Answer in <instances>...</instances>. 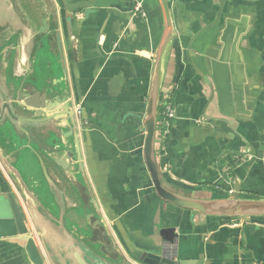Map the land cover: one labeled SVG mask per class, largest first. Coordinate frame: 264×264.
<instances>
[{
    "label": "crops",
    "instance_id": "1",
    "mask_svg": "<svg viewBox=\"0 0 264 264\" xmlns=\"http://www.w3.org/2000/svg\"><path fill=\"white\" fill-rule=\"evenodd\" d=\"M0 1V19L11 21L13 31L25 34L28 30L14 18L9 1ZM39 1L26 3L39 7ZM47 3L54 14L50 25L56 27L60 52L55 58L42 56L39 72L47 76L48 86L51 79L62 80L71 108L80 107L75 120L82 173L74 179L87 184L94 203L89 212L100 214L110 232L117 233L116 223L134 247L145 251L164 247L166 255L178 261L264 264V216L248 223L206 216L162 203L155 195L143 160V119L154 57L164 35L158 1ZM169 11L172 31L162 52L159 85L160 105L167 103L174 119L168 135L155 134L156 156L166 158L162 185L183 197L213 200L232 195L238 183L241 198L264 199V0H170ZM31 15L36 31L43 14L37 8ZM12 49L5 48L0 61ZM38 74L34 75L29 56L22 51L10 70L0 65V87L17 88L15 96L22 89L29 95L42 94L44 84L26 82ZM10 108L22 116L21 110ZM35 127L22 148L31 155L28 167L23 168L26 182L33 191L35 184L47 193L50 190L68 230L38 213L34 224L1 165L0 201L13 194L43 264H89L72 233L76 223L84 224L72 210L79 206L78 196L61 180L64 172L56 165L60 154L52 151V143L65 142L70 129L65 122ZM0 145L14 164V137L1 133ZM32 151L43 160L46 176ZM49 213L57 219L59 212ZM167 228L177 235L173 245L165 244L159 235ZM120 247L128 264H138ZM0 264L31 263L22 246L0 239Z\"/></svg>",
    "mask_w": 264,
    "mask_h": 264
},
{
    "label": "water",
    "instance_id": "2",
    "mask_svg": "<svg viewBox=\"0 0 264 264\" xmlns=\"http://www.w3.org/2000/svg\"><path fill=\"white\" fill-rule=\"evenodd\" d=\"M8 1L14 18L28 31L25 34L20 30L13 31L10 27L12 26L11 21V23H8L5 19H0V60L1 53L5 48L9 46L14 48L9 51L4 62L0 61V65L3 67L6 64L10 70L13 64L17 63V54L21 59V52L24 51L29 56V66L34 68V75L39 73L38 77L33 78L30 76L26 79V82L33 81L37 85L42 83L46 88L44 93L34 92L32 95H29L26 89H22L15 96L17 88L13 90V88L9 87L12 92L11 98L13 97L11 103H8V99L6 100L5 92L3 93L0 90V131L12 137V139L14 137L15 144L17 145L16 151H14V155L16 156L14 164L11 163L10 157L3 152L0 145V165L19 191L31 221L35 224V216L38 213L50 219L57 226L68 230L61 216L60 206L51 195L50 190L47 193L39 184H35L33 191L27 184L24 174L26 173L25 167H28L31 155L22 149L24 145L29 143L30 133L36 130L35 126L48 122L56 124L65 122V125L70 129L69 135L66 136L67 140L64 142L60 139L57 143L54 141L52 143V151L60 154V161H56V165L64 172V177L62 175L60 177L61 180L64 181L63 183L71 185L78 196L79 206L72 210L76 216L81 215L84 224L76 223L72 233L85 250L86 260L89 264H128L123 259L124 252L121 250V245L124 247L125 253L138 264H203L200 260L193 262L175 260L173 256L166 255L164 247L155 251H145L134 247L122 237L121 230L117 227L116 223L114 225L117 233H113V230V232H110V228L100 214L96 211L95 213L89 212L91 204L94 205V203L88 195L87 184L85 181L79 182L74 179L78 172L82 173V165L77 152L79 147L77 142L78 128L75 120L76 116L74 115V110L71 108L68 92H66L64 84L60 85L62 80L55 83L51 79L49 82L50 86H48L47 76H43L45 78L43 79L41 77L42 73L39 72L40 67H43L42 56L50 54L51 57H54V54L60 52V47L58 48L59 40L55 32L56 27L50 25L54 20L52 8L48 5L47 0L37 2L40 4L38 5L39 7L33 3H26V0ZM157 1L164 18V35L162 45H160L154 57V77L143 119L145 131L143 160L155 195L162 203L206 216L242 219L244 223L250 222L253 217L264 216V199L241 198L238 183H234V193L232 195L227 198L213 200L183 197L171 192L162 185L160 176L165 167L166 158L161 154L156 156L155 152L157 108L160 102L159 66L163 49L171 38L172 25L169 11L170 0ZM37 8L38 12L43 14V18L40 21L38 29L34 31L31 27V11ZM24 35L25 37L29 35V37L23 40ZM71 46L73 47L72 41ZM72 53L75 56L74 48L72 49ZM10 106L21 110L22 116L15 115L16 110H12ZM4 110L6 111V116L3 118ZM72 149H75V151ZM33 155L39 163L41 173L46 176L43 160L37 154L33 153ZM46 182H48L51 189V183L48 179H46ZM94 208L97 210L95 206ZM49 211L59 212L57 219ZM253 229L254 227L251 226L250 230ZM159 235L161 240L168 245H173L177 239L173 228L162 229ZM0 239L12 240L22 246L31 264H43L39 250L27 229L23 212L19 209L12 193L6 194L0 201Z\"/></svg>",
    "mask_w": 264,
    "mask_h": 264
},
{
    "label": "built area",
    "instance_id": "3",
    "mask_svg": "<svg viewBox=\"0 0 264 264\" xmlns=\"http://www.w3.org/2000/svg\"><path fill=\"white\" fill-rule=\"evenodd\" d=\"M135 9L139 11V5H137ZM160 106L162 107V112L160 113V117L156 120V135L162 138L169 133L171 121L174 119V112L167 103L163 102ZM80 111L79 106L74 107V115L76 117L80 116Z\"/></svg>",
    "mask_w": 264,
    "mask_h": 264
},
{
    "label": "rangeland",
    "instance_id": "4",
    "mask_svg": "<svg viewBox=\"0 0 264 264\" xmlns=\"http://www.w3.org/2000/svg\"><path fill=\"white\" fill-rule=\"evenodd\" d=\"M0 90L3 91V93L5 92V97L6 99H10L11 98V89L9 88V85H6V87H0ZM0 100H1V93H0ZM1 131H0V136H1Z\"/></svg>",
    "mask_w": 264,
    "mask_h": 264
},
{
    "label": "trees",
    "instance_id": "5",
    "mask_svg": "<svg viewBox=\"0 0 264 264\" xmlns=\"http://www.w3.org/2000/svg\"><path fill=\"white\" fill-rule=\"evenodd\" d=\"M161 112H162V107L160 106V102H159V105H158V108H157V119L160 117V113Z\"/></svg>",
    "mask_w": 264,
    "mask_h": 264
},
{
    "label": "flooded vegetation",
    "instance_id": "6",
    "mask_svg": "<svg viewBox=\"0 0 264 264\" xmlns=\"http://www.w3.org/2000/svg\"><path fill=\"white\" fill-rule=\"evenodd\" d=\"M0 2H2V1H0ZM7 3V2H6ZM0 7H2V5H0Z\"/></svg>",
    "mask_w": 264,
    "mask_h": 264
}]
</instances>
